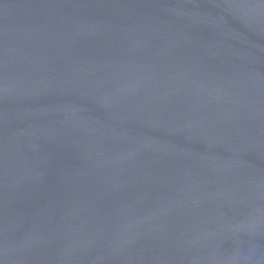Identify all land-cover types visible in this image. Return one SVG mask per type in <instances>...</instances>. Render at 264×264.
Masks as SVG:
<instances>
[{
  "label": "water",
  "instance_id": "obj_1",
  "mask_svg": "<svg viewBox=\"0 0 264 264\" xmlns=\"http://www.w3.org/2000/svg\"><path fill=\"white\" fill-rule=\"evenodd\" d=\"M0 264H264V0H0Z\"/></svg>",
  "mask_w": 264,
  "mask_h": 264
}]
</instances>
